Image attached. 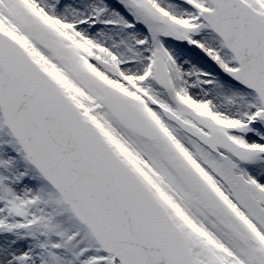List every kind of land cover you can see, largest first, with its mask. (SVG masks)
<instances>
[{"label": "snow or ice", "instance_id": "6c2138e0", "mask_svg": "<svg viewBox=\"0 0 264 264\" xmlns=\"http://www.w3.org/2000/svg\"><path fill=\"white\" fill-rule=\"evenodd\" d=\"M0 264H264V0H0Z\"/></svg>", "mask_w": 264, "mask_h": 264}]
</instances>
